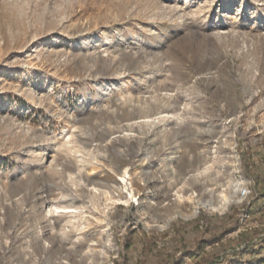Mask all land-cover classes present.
<instances>
[{
	"label": "rangeland",
	"instance_id": "1",
	"mask_svg": "<svg viewBox=\"0 0 264 264\" xmlns=\"http://www.w3.org/2000/svg\"><path fill=\"white\" fill-rule=\"evenodd\" d=\"M256 176L264 0H0V264H264Z\"/></svg>",
	"mask_w": 264,
	"mask_h": 264
},
{
	"label": "trees",
	"instance_id": "2",
	"mask_svg": "<svg viewBox=\"0 0 264 264\" xmlns=\"http://www.w3.org/2000/svg\"><path fill=\"white\" fill-rule=\"evenodd\" d=\"M244 172H247L248 171V167L246 164H244ZM263 181H261V179L256 176L254 177V188L255 190H257V188L260 190V193H259V196H264V183ZM262 184V185H261ZM261 186V187H260ZM263 190V191H262ZM204 217L202 216L201 213L198 214L197 216V221H196V224H198V221L200 219H203ZM173 226V225H172ZM235 226V225H234ZM233 226V228H234ZM220 237H211V238H206V237H201L200 239H198L196 241V246H195V249L193 251H186L187 254L191 257V258H195V257H199L201 261H204L205 257H204V248L207 244H210L212 243L214 240L216 239H219ZM252 243H249V245H245L242 249L243 253H247L249 251H251V245ZM179 263L181 262V260H178V261H174V263ZM209 264V263H208Z\"/></svg>",
	"mask_w": 264,
	"mask_h": 264
},
{
	"label": "bare ground",
	"instance_id": "3",
	"mask_svg": "<svg viewBox=\"0 0 264 264\" xmlns=\"http://www.w3.org/2000/svg\"><path fill=\"white\" fill-rule=\"evenodd\" d=\"M217 181V179H216ZM212 184V183H211ZM204 195V194H203ZM211 195V194H210ZM226 197V194L224 195ZM223 197V196H222ZM224 198V197H223ZM234 199V198H233ZM195 200V199H194ZM214 200H212V197L211 198H206V199H203L202 202H198L194 205V206H190L189 208L185 209V210H181V209H178L176 211H174L173 215L170 216L171 218L172 217H175V216H182V217H189V216H194V214L196 213V205L197 204H202L208 211H215L217 208H226L227 206H229L231 204V202L233 201L230 197H226L225 198V201L224 202H221L220 206H213L212 203H213ZM235 202V201H234ZM195 203V202H194ZM193 205V203H192ZM67 211H70V210H67ZM73 211V210H72ZM169 218L166 219V222H168Z\"/></svg>",
	"mask_w": 264,
	"mask_h": 264
},
{
	"label": "built area",
	"instance_id": "4",
	"mask_svg": "<svg viewBox=\"0 0 264 264\" xmlns=\"http://www.w3.org/2000/svg\"><path fill=\"white\" fill-rule=\"evenodd\" d=\"M250 190L248 189V187L247 186H245L244 188H241L240 190H239V197L242 199V201H245L247 198H248V196L250 195Z\"/></svg>",
	"mask_w": 264,
	"mask_h": 264
}]
</instances>
